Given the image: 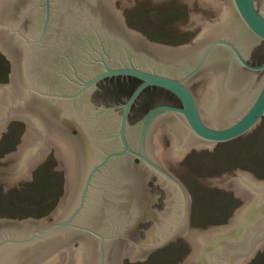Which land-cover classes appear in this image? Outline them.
<instances>
[{
    "label": "water",
    "instance_id": "obj_1",
    "mask_svg": "<svg viewBox=\"0 0 264 264\" xmlns=\"http://www.w3.org/2000/svg\"><path fill=\"white\" fill-rule=\"evenodd\" d=\"M3 194L54 147L64 195L45 217H0V264H243L264 249V179L228 224L191 230L168 165L254 131L264 116V0H0Z\"/></svg>",
    "mask_w": 264,
    "mask_h": 264
},
{
    "label": "rangeland",
    "instance_id": "obj_2",
    "mask_svg": "<svg viewBox=\"0 0 264 264\" xmlns=\"http://www.w3.org/2000/svg\"><path fill=\"white\" fill-rule=\"evenodd\" d=\"M10 60L0 51V83H8ZM26 124L10 120L0 135V158L14 152L21 143ZM58 162L51 147L46 158L31 171L30 181L12 186L3 194L0 185V217H45L64 195L65 171L54 170ZM174 175L183 180L191 198V230H206L229 223L240 204L238 194L217 186L237 178V172H254L264 179V116L258 127L235 139L216 143L213 150L194 149L180 159V165H168ZM59 255L56 264H65ZM246 264H264V250ZM244 263V264H245ZM66 264H77L75 249L68 252Z\"/></svg>",
    "mask_w": 264,
    "mask_h": 264
},
{
    "label": "flooded vegetation",
    "instance_id": "obj_3",
    "mask_svg": "<svg viewBox=\"0 0 264 264\" xmlns=\"http://www.w3.org/2000/svg\"><path fill=\"white\" fill-rule=\"evenodd\" d=\"M8 81H9V75H8ZM262 118H263V117H262ZM261 120H262V119H261ZM243 201H244V199H240V204L238 205L237 208H235V210L233 211L232 216L229 218V220H230L233 216L236 217V215L238 214L239 210L241 209V207H242V205H243ZM263 250H264V249H262V250H257L256 253H255V255H254V257L259 253V251L262 252ZM245 262H247V261L244 260V261H243V264H244Z\"/></svg>",
    "mask_w": 264,
    "mask_h": 264
},
{
    "label": "bare ground",
    "instance_id": "obj_4",
    "mask_svg": "<svg viewBox=\"0 0 264 264\" xmlns=\"http://www.w3.org/2000/svg\"><path fill=\"white\" fill-rule=\"evenodd\" d=\"M238 194V193H237ZM244 200H246V199H244ZM245 259H243V261H244ZM246 261V260H245ZM246 264V263H245Z\"/></svg>",
    "mask_w": 264,
    "mask_h": 264
}]
</instances>
